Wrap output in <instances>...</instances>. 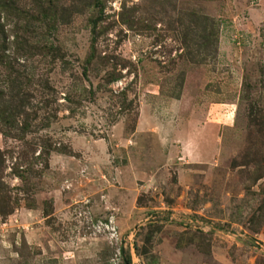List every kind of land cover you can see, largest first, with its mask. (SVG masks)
I'll use <instances>...</instances> for the list:
<instances>
[{
	"label": "rangeland",
	"instance_id": "rangeland-1",
	"mask_svg": "<svg viewBox=\"0 0 264 264\" xmlns=\"http://www.w3.org/2000/svg\"><path fill=\"white\" fill-rule=\"evenodd\" d=\"M0 264H264V0H0Z\"/></svg>",
	"mask_w": 264,
	"mask_h": 264
},
{
	"label": "crops",
	"instance_id": "crops-1",
	"mask_svg": "<svg viewBox=\"0 0 264 264\" xmlns=\"http://www.w3.org/2000/svg\"><path fill=\"white\" fill-rule=\"evenodd\" d=\"M204 151H207L206 147H205ZM191 161L194 162V163L195 162L198 163V162H203L204 160H202V159H192Z\"/></svg>",
	"mask_w": 264,
	"mask_h": 264
}]
</instances>
